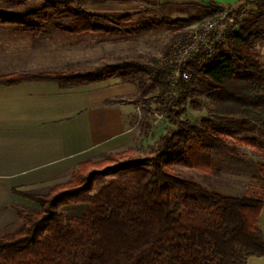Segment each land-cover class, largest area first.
Segmentation results:
<instances>
[{
    "label": "trees",
    "instance_id": "1",
    "mask_svg": "<svg viewBox=\"0 0 264 264\" xmlns=\"http://www.w3.org/2000/svg\"><path fill=\"white\" fill-rule=\"evenodd\" d=\"M32 1L39 3L29 5ZM88 3L0 0V25L15 26L34 40L52 29L72 35L119 37L154 29L143 22L124 29L133 21L132 15L88 13ZM252 5L257 7L249 13L254 20L229 33L227 41L202 65L197 64L198 55L190 60L182 73L192 70V79L181 78L175 91L167 81L172 67L158 59L143 62L132 58L84 72L0 77L1 85L49 81L62 89L120 79L138 89L137 97L126 103L142 105L147 114L143 134H148L155 116L169 125L158 137L154 152L143 156H135L132 149L112 153L79 164L68 182L45 193L15 191L39 209L16 208L20 226L14 232L0 233V264H246L250 257H264V235L258 226L264 176L254 177L257 185L243 195L231 196L184 180L174 171L180 166L215 175L212 152L239 155V149L227 140L231 126L264 129V67L257 50L264 42V29L258 25L264 22V1L240 7ZM222 10L202 12L211 19ZM199 20L175 19L162 25L185 28ZM202 96L210 101V118L197 126L184 116L189 105L201 110ZM239 142L264 153L257 139ZM125 156L130 159L124 160ZM260 168L264 170V163ZM106 177L113 179L103 189L106 205H99L93 191ZM77 204H88L90 209L85 227L75 231L61 208Z\"/></svg>",
    "mask_w": 264,
    "mask_h": 264
},
{
    "label": "crops",
    "instance_id": "2",
    "mask_svg": "<svg viewBox=\"0 0 264 264\" xmlns=\"http://www.w3.org/2000/svg\"><path fill=\"white\" fill-rule=\"evenodd\" d=\"M89 0L92 14H130L138 2H154L170 12L176 3L198 10L238 8L254 0ZM134 13V12H132ZM132 15V14H130ZM169 15V14H168ZM167 16V15H166ZM205 18V19H204ZM112 35H72L56 29L37 40L15 26L0 25V77L11 74L84 72L126 60L113 56ZM116 42V43H115ZM126 54V53H125ZM135 85L120 79L62 89L58 83L29 81L0 84V233L15 226L16 208L39 206L15 191L47 192L59 180L72 176L79 164L129 150L133 144L132 120L137 108ZM264 235V204L258 220ZM246 264H264L250 257Z\"/></svg>",
    "mask_w": 264,
    "mask_h": 264
},
{
    "label": "rangeland",
    "instance_id": "3",
    "mask_svg": "<svg viewBox=\"0 0 264 264\" xmlns=\"http://www.w3.org/2000/svg\"><path fill=\"white\" fill-rule=\"evenodd\" d=\"M38 3L39 1H32L28 4L34 5ZM138 4V8L131 10L130 13L132 14L133 21L130 25H126L124 29H129L132 26L137 25L139 22L150 24L154 29L148 34L121 37V40H118V46L113 45V56L118 57L120 55H125L127 57L126 60L133 58L141 59L143 62H150L154 59L160 61V59L168 52L169 47L173 42L183 38L192 28L198 26L192 25L190 27L181 28L178 25H162L163 21L172 22L175 19H187L200 15L198 10L188 7L185 3H176L174 7H170V12L168 13L165 10H162V8L154 6V2L143 1L138 2ZM256 8L255 5L249 7L248 15L244 18L242 24L249 25V22L254 20L253 15H250L249 13L256 10ZM99 15L103 16L109 14L103 13ZM262 23L258 25L260 26L259 28L264 29V22ZM256 27L257 26H254V28ZM112 37L119 38L117 35H112ZM166 50L167 52L165 53ZM257 50L260 53V60L264 67V42L257 45ZM200 101L202 104L201 110H194L193 107L189 105L188 112L184 116V119L190 120L197 126H202V121L210 118L208 113V107L210 105L209 99L206 96H202L200 97ZM136 108L137 115L132 120V123L134 124L133 144L129 149L134 151L135 156H143L156 150L158 137L167 131L169 125L163 117L155 116L151 119L148 134H143L142 127L147 114L143 111L142 105L136 106ZM151 108L152 110H155L156 105L152 104ZM214 122L217 123L215 119ZM231 127L232 132L227 137V140L230 145L239 149V155L212 152L211 155L214 166L217 170L215 175H209L201 171L175 166L174 171L176 175L184 180L197 182L209 190L218 191L231 196H241L246 190L255 187L257 184L254 181V177L260 175L264 176V170H261L260 168V164L264 163V153L250 147L249 145H242L239 141L244 138H254L259 140L261 146L264 147V129L258 126L242 128L239 125H233ZM107 156L108 155L89 161H99ZM123 159H130V157L125 156ZM76 169L71 173L72 175ZM71 177L72 176L70 175L66 178L60 179L58 183H66ZM112 179L113 178L111 177H106L96 185L93 195L96 197V203L99 205H106L102 196L103 189L112 181ZM23 209H38V207ZM89 209L90 205L88 204H77L61 208V213L66 218L68 225H70L73 230L77 231L82 230L85 227L88 221ZM19 226L20 223L16 224L11 227L8 232L16 231Z\"/></svg>",
    "mask_w": 264,
    "mask_h": 264
},
{
    "label": "built area",
    "instance_id": "4",
    "mask_svg": "<svg viewBox=\"0 0 264 264\" xmlns=\"http://www.w3.org/2000/svg\"><path fill=\"white\" fill-rule=\"evenodd\" d=\"M264 0H254L262 2ZM248 7L225 8L217 16L205 20L192 28L183 38L173 42L168 52L160 59V64L170 65L172 70L167 77L171 91L177 89L178 81L192 79V70L183 71L186 64L198 55L197 64L202 65L211 59L228 39L231 32L240 30Z\"/></svg>",
    "mask_w": 264,
    "mask_h": 264
}]
</instances>
